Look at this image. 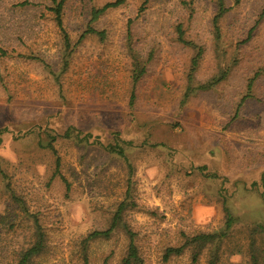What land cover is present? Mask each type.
<instances>
[{
  "label": "rangeland",
  "instance_id": "374dc122",
  "mask_svg": "<svg viewBox=\"0 0 264 264\" xmlns=\"http://www.w3.org/2000/svg\"><path fill=\"white\" fill-rule=\"evenodd\" d=\"M110 1L66 0L63 23L77 45L62 69L52 0H0V264H17L35 240V219L44 249L33 263L121 264V231L91 240L86 262L81 242L106 229L125 198L132 204L122 215L137 233L140 264H193L189 251L163 261L164 249L180 244L182 234L218 230L223 198L237 223L219 264H253L248 228L252 219L264 221V202L241 184L249 187L264 170V74L251 97L245 80L264 65V0H225L220 45L225 63L237 53V64L184 104L192 50L177 41L176 27L204 48L195 83L210 79L219 71L215 0H119L91 24L103 36L78 41L91 8ZM129 27L134 49L153 55L134 87ZM69 127L88 141L60 137ZM49 135L55 153L38 144ZM255 246L264 264V237ZM207 257L204 250L194 264Z\"/></svg>",
  "mask_w": 264,
  "mask_h": 264
},
{
  "label": "trees",
  "instance_id": "16d2710c",
  "mask_svg": "<svg viewBox=\"0 0 264 264\" xmlns=\"http://www.w3.org/2000/svg\"><path fill=\"white\" fill-rule=\"evenodd\" d=\"M148 0H143V6L147 3ZM66 0H52V5L49 6L48 10L52 13L53 22L60 34L61 37V48H60V58H61V66L62 69L66 68L69 62V59L72 55L74 48L77 45L76 43H72L70 36L64 26L63 23V8ZM121 3L119 0L106 2L99 8H91L90 10V18L87 24V28L80 35L78 41L82 40L85 37V34H97L99 36H103V31H96L91 24L96 22L99 17L108 9L114 8ZM215 13L211 20L212 26V35L213 42L215 46V53L218 59V69L219 71L212 76L210 79L201 82L195 83V74L201 62V59L204 54V48L184 37V32L181 28V25H177L176 31V39L177 41L185 47H188L192 50V56L190 57L189 66L186 72V87L185 92L181 100V104L188 99V97L193 94L195 91H207L221 82L225 81L229 76L231 70L237 64L238 57L237 53L231 58L228 64L225 63L223 59V49L221 47V33H220V20L226 15L228 12V8L225 6V0H215ZM129 25V22H128ZM125 46L127 49V53L131 59L129 66V77L131 79L132 85H134L144 76L147 71V66L153 59L152 52L147 53V55H143L136 51L132 45V35L130 33V27L126 31L125 35ZM264 74V65L258 66L254 68L250 73L246 75L245 80V88L246 95L251 97L253 95L252 90L256 86L261 75ZM245 96L241 99V102L245 100ZM134 97V91L132 90L130 95V103H132ZM89 134L81 135V132L76 131L73 127L67 128L60 137L66 139H73L77 144L82 142H87L89 138ZM55 135L47 136L46 140H39L38 144L40 147L50 150L55 153V149L53 146V142L55 141ZM109 150L111 152H115L118 155L123 156V151L121 148L116 147V145H109ZM58 164V157H56V166ZM201 171L204 170L203 167L199 168ZM207 176L211 179H217L218 177L215 174H207ZM242 183V181H237ZM235 182L234 186H237L238 183ZM244 191L253 190L259 197H261L264 202V170L261 171L260 176L257 181L252 182L249 187H246L244 183L241 184ZM226 199L223 198V212H224V222L222 226L215 231L212 232H197L194 234L186 235L182 234V241L178 245H171L164 249L162 259L163 261H167L172 257L181 256L185 251H189V256L191 257V262L194 264L198 261L201 253L206 250L208 253L207 264H219L220 262V253L223 248V243L231 234V231L234 228V225L237 223L236 216L230 210V208L226 205ZM132 201L129 198H125V200L121 201L113 210L112 216L110 218L109 224L106 229L103 230H93L89 232L86 237L81 242L82 245V257L84 261H87V255L85 253L86 247L91 240L102 238L109 239L110 236L115 231H121L127 240V244L125 247V254L121 259V264H140L142 259L139 254V249L136 244L137 233L132 230L127 221L124 219L122 215L126 206L131 205ZM261 219V218H260ZM260 219H252L248 228L250 241L249 248L251 252L252 263L257 264V251L258 248L255 246V242L257 238L262 239L264 237V221ZM35 240L31 243V245L27 248H22L19 253V259L17 264H37L32 262V258L39 255L44 249V238L43 234L40 231V226L38 225L37 220L35 219Z\"/></svg>",
  "mask_w": 264,
  "mask_h": 264
}]
</instances>
